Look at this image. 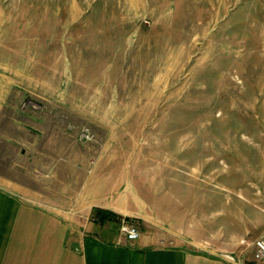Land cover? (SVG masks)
<instances>
[{
	"label": "rangeland",
	"instance_id": "1",
	"mask_svg": "<svg viewBox=\"0 0 264 264\" xmlns=\"http://www.w3.org/2000/svg\"><path fill=\"white\" fill-rule=\"evenodd\" d=\"M0 74L28 141L122 179L167 241L264 239V0H0Z\"/></svg>",
	"mask_w": 264,
	"mask_h": 264
},
{
	"label": "crops",
	"instance_id": "2",
	"mask_svg": "<svg viewBox=\"0 0 264 264\" xmlns=\"http://www.w3.org/2000/svg\"><path fill=\"white\" fill-rule=\"evenodd\" d=\"M15 83L17 77L0 74V264H264L253 258L254 240L251 260L245 250L227 255L199 239L167 241L171 231L148 227L145 200L122 179L69 173L63 142L22 134H29V114L12 102ZM94 209L117 218L97 223ZM122 217L136 222V240L119 234Z\"/></svg>",
	"mask_w": 264,
	"mask_h": 264
},
{
	"label": "built area",
	"instance_id": "3",
	"mask_svg": "<svg viewBox=\"0 0 264 264\" xmlns=\"http://www.w3.org/2000/svg\"><path fill=\"white\" fill-rule=\"evenodd\" d=\"M94 220V219H93ZM119 226V234L126 238L127 240H136L139 237L140 231L136 224V222L127 219V218H120L118 222ZM254 259L255 260H262L264 259V239L259 238L254 242Z\"/></svg>",
	"mask_w": 264,
	"mask_h": 264
},
{
	"label": "trees",
	"instance_id": "4",
	"mask_svg": "<svg viewBox=\"0 0 264 264\" xmlns=\"http://www.w3.org/2000/svg\"><path fill=\"white\" fill-rule=\"evenodd\" d=\"M91 217L97 223H102L106 220H113L117 218L114 214L101 209H94Z\"/></svg>",
	"mask_w": 264,
	"mask_h": 264
}]
</instances>
